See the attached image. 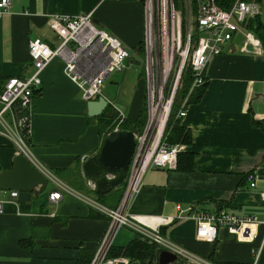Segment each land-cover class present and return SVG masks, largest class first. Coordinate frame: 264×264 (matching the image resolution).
<instances>
[{
    "label": "crops",
    "instance_id": "obj_1",
    "mask_svg": "<svg viewBox=\"0 0 264 264\" xmlns=\"http://www.w3.org/2000/svg\"><path fill=\"white\" fill-rule=\"evenodd\" d=\"M88 11L96 26L118 36L130 56L141 61L136 49L143 40L144 13L138 1L9 0L0 14V88L6 77L30 72L29 39L39 37L53 43L50 15ZM239 42V34L233 35L220 52L209 55L203 69V92L193 102L181 100L178 109L185 112L177 116L178 122L189 129L190 141L182 142L177 165L145 171L127 206L137 223L158 226L164 238L217 264L246 263L252 243L236 240L222 230L213 239L199 237L194 232L195 221L176 214L179 207L189 204L205 210L227 207L240 215L260 217L264 213L258 196L264 190V52L239 51ZM126 63L127 59L123 72ZM138 78L123 109L101 89L110 107L122 116L133 118L141 107L145 78ZM85 100L63 73L62 59L49 61L40 84L33 89L29 132L25 133L34 158L49 179L26 201L4 205L0 264H82L101 239L108 221L94 203L114 207L122 181L103 193L86 184L81 162L98 150L102 136L96 118L86 114ZM185 153H191V158ZM15 154L11 140L0 135V170L9 167ZM248 172L255 175L253 187L248 186ZM56 190L59 198L50 200L48 193ZM7 194L0 189V198ZM164 216L172 220L158 221ZM134 236L133 227L117 225L109 244L121 246ZM156 254L151 264H159ZM165 264H178V260ZM183 264L187 263L183 260Z\"/></svg>",
    "mask_w": 264,
    "mask_h": 264
},
{
    "label": "built area",
    "instance_id": "obj_2",
    "mask_svg": "<svg viewBox=\"0 0 264 264\" xmlns=\"http://www.w3.org/2000/svg\"><path fill=\"white\" fill-rule=\"evenodd\" d=\"M132 1L140 2L144 13L142 43L146 88L148 89L150 84V90L153 92V86H157L156 97L160 102L153 101L152 93L150 99L148 98L147 115L142 129L138 133L132 130L134 149L117 204L114 207H107L94 203L95 208L107 217L108 222L100 244L95 247L88 264L127 263L123 256L106 255L111 233L117 225L133 227L137 232L152 239L158 248H167L185 261L193 264H217L164 238L158 226L147 228L137 223L128 212L127 206L138 191L145 171L152 167L174 168L177 153L183 148L182 142L169 143L163 138L165 121L183 64L188 59L192 74L191 88L204 82L203 69L208 56L220 52L233 35L240 36L239 51L263 53L264 47L259 37L244 26L250 17L262 14L261 5L256 0H233L228 7L222 8L215 0H198L194 13V28L197 34L190 44L192 35L190 27L185 32L182 43L177 30L170 32L171 35L166 32L167 0ZM8 6L9 0H0V14ZM157 12L160 13L159 17ZM48 25L54 35L53 43L49 44L39 37L29 39L27 54L31 64L30 72L6 77L0 88V135L8 137L15 152L24 155L30 164L40 171L42 167L34 158L25 139V133L29 132L27 121L32 92L40 84L43 68L53 58H61L63 73L76 84L82 98L88 99L102 94L104 79L109 73L122 70L130 56L129 48L118 36L93 23L90 11L78 15L52 14L48 18ZM165 87L168 96L164 100L162 92ZM156 106L159 111L155 114L152 108ZM184 112L183 109H178L176 114L180 116ZM41 172L49 176L46 171ZM246 177L248 186L253 187L254 173L248 172ZM86 183L94 187L90 178L86 179ZM7 191V196L0 198V212L4 210L6 203L14 205L18 203L17 191ZM59 195L60 191H51L48 198L56 200ZM258 196L264 206V190H259ZM176 217L192 218L195 221L194 232L199 237L213 239L217 232L222 230L233 235L236 240L251 242L250 259L246 263L238 264L264 262V213L260 217L240 215L227 207L205 210L189 204L184 208L179 207ZM171 220V216L158 219L161 223Z\"/></svg>",
    "mask_w": 264,
    "mask_h": 264
},
{
    "label": "water",
    "instance_id": "obj_3",
    "mask_svg": "<svg viewBox=\"0 0 264 264\" xmlns=\"http://www.w3.org/2000/svg\"><path fill=\"white\" fill-rule=\"evenodd\" d=\"M128 63L138 66L140 61L129 56L126 64ZM108 104L110 100L104 95L88 98L85 100L86 114L95 117ZM134 144L132 130L113 128L104 134L98 150L83 159L81 169L87 178L93 180L95 191L103 193L122 181ZM48 179L49 177L33 167L24 155L16 153L11 158L9 167L0 170V189L16 190L17 200L24 202L29 199L31 192L35 194L41 191ZM156 256L159 264L177 260L175 252L163 247L157 250Z\"/></svg>",
    "mask_w": 264,
    "mask_h": 264
},
{
    "label": "trees",
    "instance_id": "obj_4",
    "mask_svg": "<svg viewBox=\"0 0 264 264\" xmlns=\"http://www.w3.org/2000/svg\"><path fill=\"white\" fill-rule=\"evenodd\" d=\"M232 1L233 0H215L216 4H218L222 8L228 7ZM249 20L250 19H248L244 23V26L246 28L251 29L259 37L264 47V24L259 20H256L254 23L249 22ZM196 34L197 32L195 30V32L192 34V37L194 39L196 37ZM181 75H182V84L181 87L179 88L180 90H178V93L176 91L177 97L180 95L179 100L175 102L173 101L171 102L163 129V138L165 141L169 143H173V142L188 143L190 141L189 129L179 124L177 117L178 115H176V112L183 97L186 96L185 99L183 98L185 101L184 103L193 102L197 100L198 97L203 92L205 85V80H204L203 83L195 87H192L191 90L188 91L187 89L189 88L192 77L190 66L188 68L186 67L184 70L182 68ZM106 112H113L112 107H110V104H108L99 115L95 116L97 120L98 131L99 133H101L102 137L106 132L114 128L113 126L114 122H111L112 113L106 115ZM143 112H144V108L140 107L133 118L124 117L125 119L122 121L119 128L130 129L133 131H135L134 129L136 130L140 128L142 129L145 121ZM185 154H187L188 157L191 158V153L189 154L185 153ZM177 161H178V153L176 158V165H177ZM157 249L159 248L152 239L136 231V236L131 238L124 245L121 246L109 245L106 255L123 256L127 259L126 264H151L153 256L157 251ZM90 258L91 256L88 259L86 258L82 264H88ZM177 260H178V264H183L184 259L177 257ZM184 262L189 264L188 261L184 260ZM117 264H121V263H117Z\"/></svg>",
    "mask_w": 264,
    "mask_h": 264
},
{
    "label": "rangeland",
    "instance_id": "obj_5",
    "mask_svg": "<svg viewBox=\"0 0 264 264\" xmlns=\"http://www.w3.org/2000/svg\"><path fill=\"white\" fill-rule=\"evenodd\" d=\"M198 0H167L166 1V6H165V18L167 19V29L166 32L168 34L171 35L170 32H175L177 30L178 35L180 36V42L182 43L184 41V35L185 32L188 30V27L191 28L192 34L195 32V28H194V13H195V8L197 5ZM258 2L261 5V11L262 14L250 17L249 22L254 23L256 20L261 21L264 24V0H258ZM160 16V13L157 12V17ZM192 35L190 37V44H192V42L194 41V38L192 39ZM142 43V42H141ZM170 43V42H169ZM140 49V50H138ZM136 49L137 53L140 56V65L139 67H137V65H132L130 63H128V68L126 70V72H123V68L120 71H113L111 73L108 74V76L106 77V79L104 80L103 84H102V91L103 93L108 96L109 98H114V100L116 101V105L118 107H120L121 109L124 108L125 104L128 105L129 103V98L131 97V95L133 94V85L135 84L136 80H138L139 76L145 77V69H144V48H143V43L141 44V46H139V48ZM183 70L187 67H189V63H188V59L187 61H185V63L183 64ZM123 79V80H122ZM182 84V75H180L179 77V81H178V85L175 89V94L176 91L178 93V90H180L179 88L181 87ZM190 85H191V81H190ZM189 85V88H190ZM195 87V86H193ZM152 88V87H151ZM157 88V86H153V92H151L150 90V84L148 89L146 88V82L144 81V87L142 90V104L141 107L144 108V118L147 115V103H148V98L150 99V96H152L151 94L153 93V101L155 102L156 100H158V98L156 97V91L155 89ZM187 89L188 91L191 90ZM163 99L165 100L168 96V91L167 88H163ZM173 96L171 102H175L179 100V96ZM185 96V95H184ZM186 97V96H185ZM183 97V98H185ZM182 98V99H183ZM160 102V99L158 100ZM149 107V106H148ZM113 112H106V115L111 114L112 113V121L114 122V128H119L120 124L122 123V121L125 119V116H122L117 110L115 111L112 108ZM5 116V118L8 119V116H6V114H3ZM145 120V119H144ZM145 122V121H144ZM141 129V128H140ZM140 129H134L136 133L140 132ZM109 175V174H108ZM91 181L93 182V180L91 179ZM124 178L122 179V188L124 186ZM87 184V183H86ZM121 194V193H120ZM100 244V240L99 242H97V245Z\"/></svg>",
    "mask_w": 264,
    "mask_h": 264
},
{
    "label": "bare ground",
    "instance_id": "obj_6",
    "mask_svg": "<svg viewBox=\"0 0 264 264\" xmlns=\"http://www.w3.org/2000/svg\"><path fill=\"white\" fill-rule=\"evenodd\" d=\"M157 106L152 108V111H154L155 114L159 111V108Z\"/></svg>",
    "mask_w": 264,
    "mask_h": 264
}]
</instances>
